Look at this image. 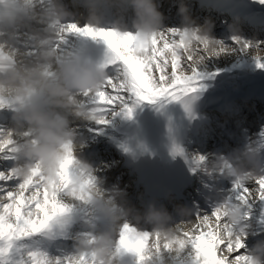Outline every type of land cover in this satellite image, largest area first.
I'll return each instance as SVG.
<instances>
[{
  "label": "bare ground",
  "instance_id": "obj_1",
  "mask_svg": "<svg viewBox=\"0 0 264 264\" xmlns=\"http://www.w3.org/2000/svg\"><path fill=\"white\" fill-rule=\"evenodd\" d=\"M200 0H191L188 4L192 5L193 8L197 7L198 11L197 14H195L196 19L203 21V23H207L205 27L207 29L203 30L201 33L207 34L203 40L204 45H206V49L201 48L202 46L198 44H186L183 39V34H178L176 36V39L172 42H169L164 45H155V42L151 40V42H148V49H147V56L142 60L141 66L138 62H136V59L132 57L130 54H125L121 50L123 61H126L128 67H133L135 69V72L133 76L129 75L127 72V69H123L121 67L120 72L116 73L118 79H120V89H122V92L124 91L125 87L127 86L126 82L129 83V81L133 80L135 77L137 80H141L142 85L144 86L143 82V76L141 73V69L145 71L146 76L149 77L152 81H149V88L150 89H157L159 92H162V96L155 97L154 102L164 99L166 96L174 95L178 91L177 88L182 86L184 83L187 85V83H190L191 85H210L211 83H219L226 81V82H233L231 85H245V84H255V82L258 81H264V71H258L256 70V67L252 64L253 59H256V55L254 53L253 48V41L250 40L251 44L250 46H246L242 43H240L238 49H225V52L222 47V43L220 40L217 41V39H214V37H223L220 32L210 30L211 25L214 23H217L220 21L218 19V16L223 15L224 11L219 10L216 12L213 10L210 5L201 4L199 5ZM220 2H224L227 7L232 6L233 8H229L230 12L233 13V16L229 18V22L231 24L232 30L237 32L241 37H260L264 36V0H218ZM24 2V0H23ZM182 9H186V7H182ZM249 10H254L256 12L255 15H249ZM185 11V13L189 12ZM189 17V16H188ZM190 18V17H189ZM188 18V19H189ZM194 19V18H193ZM31 25L33 23L31 22ZM199 26H203V24H198ZM208 26L210 28H208ZM204 27V28H205ZM219 27V24H218ZM202 28V27H200ZM139 38V37H138ZM216 42H218L217 45ZM244 42V40H243ZM259 44H264L263 41H259ZM115 47L120 50L121 48L118 46L117 43H115ZM241 48V49H239ZM244 50H253V55L246 54L244 55ZM131 51V49H129ZM203 51H208V57L207 54L204 56L202 54ZM31 54V52L28 53V55ZM242 58H239V55ZM28 55L23 58H16L15 60L18 61V66L22 67L21 65H37L38 57H36L33 53L30 58H28ZM189 57L192 61V63H197V61L194 59H201V63L204 64V67H201L200 65L196 64L194 67H199V70L204 73H209L211 70H208L209 67L207 65L211 63H214L216 66H220L222 68H225L224 71L220 74H214L211 77H201L196 78L194 81L187 80L186 83V77L193 73L190 70V67L192 66L191 61H189ZM260 59H263L260 55H258ZM147 58V59H146ZM256 62V61H255ZM127 67V68H128ZM189 68V69H187ZM197 69V68H196ZM123 70V71H122ZM125 70V71H124ZM122 71V72H121ZM24 72V71H23ZM148 72V73H147ZM5 73H8L6 71ZM194 76V75H192ZM133 78V79H132ZM194 79V78H191ZM22 79L20 78V81ZM192 81V82H190ZM9 82H12L11 79H9ZM146 84V82H144ZM239 83V84H238ZM245 83V84H244ZM129 85V84H128ZM230 86V85H229ZM107 87V86H105ZM145 87V86H144ZM197 89V88H196ZM1 90H4V92L1 95L0 98V127H4V125H8L13 128H20V125H17L19 121L21 122H31L32 126L41 125V121H39L37 118L32 117L30 120L28 118L22 117V113L17 114H6L5 107L9 102L13 101V98L15 96V90L13 88H8L7 86L1 87ZM28 90H25L26 96L29 94L27 93ZM30 91V90H29ZM130 91L132 92V95L137 96L138 92L135 90V88L132 86L130 88ZM136 91V93H135ZM249 92V91H248ZM248 92H243L242 97L240 101L245 100L248 96ZM256 97L255 100L259 102V106L257 107V103L255 100H251L252 103L255 105L257 112L259 110L263 109L264 112V99H260L261 93L259 91L255 92ZM264 94V92L262 91ZM60 98L61 103L64 105L63 107L59 106L57 107L56 102H53L50 111L53 110L54 113H57L60 117L64 118V127L67 130L73 131L74 125H80V121L76 120V118L69 116L70 113V105L65 102V98L61 97L59 94H55ZM180 96V94L177 95V97ZM176 97V98H177ZM105 98V97H104ZM129 96H124L123 102H126L129 100ZM175 98V99H176ZM105 99V100H109ZM98 100V99H97ZM167 102L162 103L159 102L158 104H147L146 106H143L141 110L137 112V114H133L132 111L134 110H128L129 115L132 114L134 116V119L130 121V131L127 134H121L122 132H119L115 129H106L109 131L110 140H113V143L116 145H122L124 150L126 151L129 147V144L131 140H133V136L135 134V129L140 122V120H143L144 113H147L148 111H152L157 106H167L171 104L173 99L170 101L166 99ZM27 107H29V104L24 103ZM120 107H122V103L119 104ZM125 106V104L123 105ZM241 105H239L240 107ZM62 110H65L62 111ZM121 110V109H120ZM69 112V113H68ZM117 112V110L115 111ZM122 110L120 111L121 114ZM36 113L39 114V111L36 110ZM50 113V112H49ZM28 116V114H25ZM120 118L119 115L116 113H113L110 115V119L115 122L113 124H116L118 119ZM127 119V118H126ZM103 120V119H100ZM96 124V123H94ZM42 126V125H41ZM97 128V127H95ZM25 130H29L27 133L23 132L21 134H16L17 137H14V135L9 132L3 130L2 133H8V136L4 138V141H0V147L2 148L0 153V167L5 166V164L9 161L8 159H4L6 155H2L4 152H12V150L8 147V141L13 142L15 145L14 149H18L19 151L16 154V157L14 156H8L9 158H16L18 160H29L34 157V154L37 153L36 148L31 149L29 153H25V148L27 144H30L29 137L32 135L29 128H25ZM127 131V129H126ZM78 135L83 136V138L86 137L87 133L78 131ZM3 136V135H2ZM16 141V142H15ZM33 142V141H32ZM7 144L6 147H2L3 144ZM10 149V150H8ZM23 149V150H20ZM40 149V147H39ZM62 149L65 151V155L61 158L60 167L63 170V177L62 180H65L66 182H63V185H66L67 187L70 186H81L82 190L85 192V198H82L81 200L78 199L73 204L65 205L66 200L63 197V190L62 189H56V205H48L46 207H43L40 205L38 208V212L41 216H44V214H48L50 216V223H44L43 221L41 223H37L35 220H31V218L36 214V210L34 207H31L30 203L33 200V193H30V191H25L23 185H15L13 187L7 186L12 182L11 178L6 179L4 184H0V192L9 190L6 193L0 194V200L5 199L6 197L9 198L11 202L14 203V209L18 210L19 212L12 213L8 217L5 216L6 211L3 205L0 203V264H10L11 262L17 263V264H44L40 259L38 252L36 251L41 249L42 251H46V253L49 255L50 253L54 252V247L56 245H59L66 253H72L78 245L73 242L74 240V233L78 232L79 229H82L84 232H88L86 229H91V227L86 226L85 224L77 225L74 224V220L78 219H84L86 216L91 219L90 224L92 227H94L99 233L104 232V226H105V217L106 214L104 211L103 201H98V196L95 195V193L91 192L92 190H89L88 187L84 186L83 183L78 182V172L75 171V167H73L71 158H68L67 152L68 147L67 145H62ZM185 151V150H184ZM186 157L188 158L189 155L185 151ZM128 156L130 159H133V151H131ZM13 158V159H14ZM128 159V157H126ZM203 165H199L198 163H190L189 167H192V172L197 171L200 169V167ZM21 168V165L18 166ZM33 171V170H32ZM20 174H22L21 171H18V176L20 177ZM6 175L4 172H0V180H2V176ZM6 177V176H5ZM4 177V178H5ZM246 184H250V180H245ZM213 186V185H212ZM128 188V187H126ZM65 189V186H64ZM73 189V188H71ZM27 194V195H26ZM43 197L44 193H43ZM55 197H53V200ZM36 200V197L34 198ZM40 199H38L39 201ZM42 201V200H40ZM37 209V208H36ZM70 211V212H68ZM19 216V220L16 223L14 216ZM39 215V217H40ZM48 216V217H49ZM70 220L68 222L70 226L68 225L64 230H59L60 232H64L65 237H67L70 241H67L64 239L62 241V238H58L57 241L54 240V229L52 230L51 225L58 221L62 220ZM5 220V223H4ZM161 222H166L164 219ZM161 226V224H159ZM79 229H76V228ZM39 228H45V231L43 234L46 236L43 238H39L36 240H33L34 237H28V239L23 240L22 242H19L20 238L27 237L29 232H33L36 229ZM178 229L183 230L184 232H187L189 229V232L186 234H189L190 232H194V236L196 233V229L192 224L184 225L183 227H179ZM131 233V232H130ZM27 234V235H26ZM42 234V235H43ZM133 235V234H131ZM135 238V236H132ZM186 237V235H185ZM43 239V240H42ZM175 239H170L165 243H162L160 245V250L162 257H165L169 263L174 262L175 259L178 258V256H174L173 258L165 253L166 250L171 249L172 244ZM53 241V242H52ZM179 242H181L179 238ZM39 244L38 248H35V245ZM52 245V247H50ZM217 245V244H216ZM194 249L196 252L192 250L190 251L193 253H185L184 257H187L188 259L191 257V260L193 261V264H208V260L202 261V259L199 257V255L202 257L205 255L206 257H209L210 255V246L208 243L203 241L200 244L194 243ZM115 252H118V249H115ZM222 254L221 258L225 256V252L221 251L219 252ZM50 256H53V254H50ZM180 256V254H179ZM187 261V259H183V263ZM155 264H158L156 261H153ZM160 264V263H159ZM182 264V263H180ZM221 264V263H219ZM226 264H229L228 261H226Z\"/></svg>",
  "mask_w": 264,
  "mask_h": 264
},
{
  "label": "rangeland",
  "instance_id": "obj_2",
  "mask_svg": "<svg viewBox=\"0 0 264 264\" xmlns=\"http://www.w3.org/2000/svg\"><path fill=\"white\" fill-rule=\"evenodd\" d=\"M201 38V39H200ZM203 38L204 37H202V36H199V38H196L195 37V40H194V42L196 43V44H200V46H202L201 48H203V46H204V48H205V50H207L206 49V45H204L203 44V42H202V40H203ZM239 39L238 38H232V36H231V34H229L228 36H226L225 38H224V40H223V45H224V47H222L223 48V50H224V52H225V49L226 50H228V49H230V50H232V49H238V47H239ZM218 44V43H217ZM256 44H257V42H256ZM256 44L254 45V46H256ZM250 44L248 43V41H247V43H246V46H249ZM239 49H241V48H239ZM256 49V48H255ZM253 51L252 50H250L249 52H247L246 50L245 51H243V52H241V53H243L244 55H246V54H250V55H252L253 53H252ZM262 53V54H264V49H257V50H255L254 51V53L255 54H257V53ZM4 53H10V52H8L7 50H4ZM208 53V51H203L202 52V54L205 56L206 54ZM242 54V55H243ZM239 55V54H238ZM241 55V56H242ZM240 55H239V58H242ZM206 57H208V54H207V56ZM189 59H190V57H189ZM194 59L197 61V63L196 64H198V65H200L201 67H204V64H202L201 63V59L199 58V59H197V58H195L194 57ZM190 61H191V59H190ZM254 63H252L255 67H257V70H264V66L261 64V59L260 58H257V59H253L252 60ZM256 61V62H255ZM191 64H192V61H191ZM195 64V63H194ZM207 67H209V69L208 70H215L216 71V69H214V68H216V65L214 64V63H211L210 62V64L209 65H207ZM189 69V68H188ZM191 69V68H190ZM214 71V72H215ZM214 72H211V73H214ZM16 76L18 75V73H14ZM149 79V78H148ZM147 79V80H148ZM149 81H152L151 79H149ZM0 84H2V83H0ZM105 85H107L108 83L106 82V83H104ZM11 88H13V87H11ZM15 88L18 90L19 88L17 87V86H15ZM104 90V89H103ZM91 91H92V95L93 94H95V93H98V91H97V88L96 87H93L92 89H91ZM4 91H2V90H0V98H1V95H2V93H3ZM91 95V96H92ZM6 110H8V111H13V106L12 105H9V104H7L6 105ZM14 111H15V106H14ZM107 111H109V113L111 112L110 110H107ZM22 128H23V126H22ZM2 129H0V131H1ZM16 131V133L17 134H21L22 132H23V129H21L20 131H19V129H16L15 130ZM3 135V136H2ZM15 135V134H14ZM8 136V133H2V132H0V141L1 142H3L4 141V138L5 137H7ZM3 146H4V144H3ZM2 146V147H3ZM8 146L11 148V149H13V151L12 152H4V153H2V155H6L5 157H4V159H9V157L8 156H10V155H12V156H14L15 157V153L16 152H18L19 150H16V149H14L13 148V144H11L9 141H8ZM0 149H1V147H0ZM0 153H1V150H0ZM8 155V156H7ZM32 163H33V161H32ZM7 164V163H6ZM5 164V166H3V167H0V172L1 171H3V170H7V173L8 174H6V175H3L2 176V180H0V184H4V182L6 181V179L7 178H12L13 180V182H10V186L11 187H13V186H15V185H24L25 183H26V181H28V179L29 180H31L33 177H34V179H36L37 177H35V175H34V173H31V162H30V165H28L29 166V168H27V169H25L24 171L22 170V175L20 176V177H18V175H17V173H15V171L17 170V168H15V166L18 164V163H16V161H14L12 164H8V165H6ZM14 168V170H12L11 171V173H10V171L8 170V169H13ZM15 173V174H12V173ZM31 175V176H30ZM5 176H7V178H4ZM37 176V175H36ZM30 177V178H29ZM39 181H38V188H40V189H44L45 187H47L46 186V180H45V177H43V178H41V179H38ZM9 190V188L7 189V190H5V191H3V192H7ZM2 192V193H3ZM1 193V192H0ZM35 195L36 196H38V197H41V194L39 193V192H36L35 193ZM0 203L3 205V207L5 208V211H6V214H5V216L6 217H8V215L10 216V214H12V213H16V212H19V209L18 210H15L14 209V203L13 202H11L10 200H9V198H5V199H2V200H0ZM33 206H36L35 205V203L34 204H32ZM40 206V205H39ZM11 217V216H10ZM15 217V220H16V223H17V221L20 219L19 218V216L17 215V216H14ZM33 219V218H32ZM4 223H5V220H4ZM64 257H63V255L62 254H60V255H58V257L57 258H52L51 259V257H41V259H43L44 260V263L45 264H49V263H53V260L54 261H56V262H58V264H64L65 262L63 261V262H61L62 260L61 259H63ZM1 260V259H0ZM10 264H17V263H14V262H11Z\"/></svg>",
  "mask_w": 264,
  "mask_h": 264
}]
</instances>
